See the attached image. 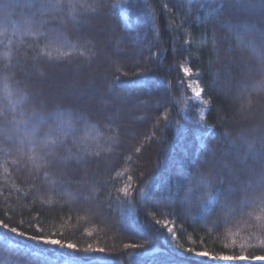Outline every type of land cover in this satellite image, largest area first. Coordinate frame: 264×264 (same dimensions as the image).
Masks as SVG:
<instances>
[{
    "label": "trees",
    "instance_id": "trees-1",
    "mask_svg": "<svg viewBox=\"0 0 264 264\" xmlns=\"http://www.w3.org/2000/svg\"><path fill=\"white\" fill-rule=\"evenodd\" d=\"M262 5L0 0V127L12 135L0 133V220L28 235L103 248L90 254L91 264H129V254H140L138 264H252L179 256L177 245L215 256L264 255V248H240L260 214L257 208L249 217L241 201L264 178ZM40 25L45 36L31 35ZM53 37L76 50L41 55ZM182 67L207 106L192 100ZM9 94L13 103L26 99L13 111ZM33 112L46 121L35 143L11 132L10 123ZM57 112L71 114L70 134L60 130ZM50 129L56 143L45 148ZM201 175L220 190L210 210L183 203L189 181L195 185ZM129 176L134 211L118 191ZM156 219L171 221L176 238ZM9 236L21 256L26 246L49 248ZM129 243L142 247L125 249ZM54 252L47 264H57ZM15 255L0 247V258Z\"/></svg>",
    "mask_w": 264,
    "mask_h": 264
},
{
    "label": "snow or ice",
    "instance_id": "snow-or-ice-1",
    "mask_svg": "<svg viewBox=\"0 0 264 264\" xmlns=\"http://www.w3.org/2000/svg\"><path fill=\"white\" fill-rule=\"evenodd\" d=\"M5 8L10 7L9 5H4ZM42 7H46L45 5H42ZM114 8H121V14H123V7L122 5L117 2L115 5H113ZM264 7V5H262ZM43 27V25H40L36 29L35 32L30 33L33 36H45V33L41 31L40 29ZM6 34V29L0 30V36ZM10 42V41H9ZM51 49L52 51L57 52L60 56H66L69 53H66L63 51L64 48H69L71 50H76V45L69 42L67 39H64L60 41L57 37H53L51 40L48 41V44L46 45V49L41 50V55H48L51 57L52 52L47 51V49ZM81 55L84 53L81 52ZM181 71L184 73L185 77H189L191 75V70L188 67H182ZM118 79V78H117ZM188 88L191 90L192 95L196 99H200L203 94V89L200 88L198 85L194 86L193 84H189ZM26 97L24 95L18 96L16 101L13 103L11 101V94H9V101L12 103L13 111L15 110L16 105L24 103ZM201 103L207 106L208 101L207 100H201ZM183 111V109H181ZM4 115V109H0V116ZM21 115L23 113L21 112ZM55 119L59 120L60 124V130L65 132L66 134H70L73 131V120L71 117V114H65L63 112H57L55 114ZM165 119L167 120L168 117L165 116ZM201 119H203V116H201ZM46 121L43 117L39 116V114L33 112L32 116L29 117L27 120H20V121H12L10 123L13 124V128L11 129V132L19 133L20 131H23L25 134V137L29 139L30 142L35 143L37 141V134L39 132V126ZM23 125V129H21L19 126ZM93 128H95V125H92ZM9 130L7 129V126L0 127V133H4L6 135V138L8 140H12V135L8 134ZM42 146L45 148H48L50 145H53L56 143V138H52V130L50 129L49 132L45 135L44 139L41 141ZM252 146L249 145V149H251ZM137 152L140 151L139 148L136 149ZM128 182L124 184L123 187L118 189V191L122 194L123 197L129 198L127 200H120V197L118 196L117 199L120 200V203L124 205L129 211H134L136 207V202L134 198L132 197V184L131 180L132 177L129 176ZM251 195H249V191L245 192L244 199L241 201L240 208L243 210L244 208L251 209L248 211L247 215L251 217L253 215V212L259 208L260 214L255 215V231H250L247 236L242 237V242L240 243L241 249H247V248H253V247H260L264 248V236L261 234L264 233V178H262L261 182L256 184L254 187L249 186ZM219 189L214 190L213 186L210 182V180L201 175L197 178L196 184L193 185L191 181H189V185L187 188V191L185 193V196L183 198V203L188 204L190 207L195 206L198 209L204 210L208 209L210 210L217 200L219 196ZM139 195L141 197L144 196V191L140 190ZM234 211V209H233ZM230 214H232L230 212ZM23 223V221H21ZM155 223L158 225H161L162 227L166 228L168 233L172 236L173 239H175V232L174 228L171 225V221L169 220H160L156 219ZM37 231H42V229L37 226ZM9 234H14L16 237H22L25 240L35 242L36 245L39 246H49L48 249H45L43 247L38 248L37 250L33 251L31 246H26V252L24 256H21L19 253V245L15 244ZM92 233H88V235H91ZM235 235H239V233H236ZM253 239L255 240V243H253ZM232 243H236L235 240L232 241ZM0 247L6 248L7 250L15 251L16 255L15 258L12 256H5L3 258H0V264H32V260L35 261V264H47L48 256L47 252L51 251L52 249H55L54 256L57 261V264H91V261L96 259V257L91 256L90 254L93 252H100L103 253V248H93L91 244H89L86 248L80 249L75 244L62 241L60 239L51 238L49 236H37V235H28L26 232L19 230L17 227L9 226L8 223H5L3 220H0ZM125 249H137L142 247L141 244L137 243H129L124 245ZM227 247V245H225ZM182 246L177 245L176 246V253L179 256H183L184 253H192L194 257L196 258H207L209 261H223V262H233V261H251L252 264H255V262H264V255H252L249 256L246 254L245 251H241L239 255H225L221 254L219 256L211 255L210 253L206 251H195L192 248L183 249L181 251L180 249ZM83 252L85 255H80L79 253ZM140 254H129V264H138V256ZM31 256L32 260H29L27 257Z\"/></svg>",
    "mask_w": 264,
    "mask_h": 264
},
{
    "label": "rangeland",
    "instance_id": "rangeland-1",
    "mask_svg": "<svg viewBox=\"0 0 264 264\" xmlns=\"http://www.w3.org/2000/svg\"><path fill=\"white\" fill-rule=\"evenodd\" d=\"M187 78V87H188V85L191 83V84H193L194 86H197L198 85V83H197V81L192 77V75H190L189 77H186ZM199 86V85H198ZM188 90H189V93H190V95H191V98H192V100L193 101H195V102H197V103H199L200 105H202V106H205L204 104H202L201 103V100H204L203 99V97H201L199 100L198 99H196V98H194L193 97V95H192V92H191V90L188 88ZM185 213V212H184ZM175 248V247H174ZM230 263H235V261H233V262H230ZM247 263H252L251 261H247ZM255 264H264V262H259V261H257V262H255Z\"/></svg>",
    "mask_w": 264,
    "mask_h": 264
}]
</instances>
